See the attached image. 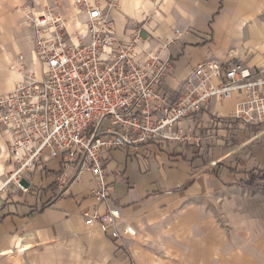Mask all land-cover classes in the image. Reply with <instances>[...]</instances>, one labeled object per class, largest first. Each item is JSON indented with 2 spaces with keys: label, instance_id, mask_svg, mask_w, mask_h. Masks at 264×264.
Listing matches in <instances>:
<instances>
[{
  "label": "crops",
  "instance_id": "obj_1",
  "mask_svg": "<svg viewBox=\"0 0 264 264\" xmlns=\"http://www.w3.org/2000/svg\"><path fill=\"white\" fill-rule=\"evenodd\" d=\"M80 1L0 0V97L31 73L41 78L25 25L28 10L71 11L66 19L73 31ZM104 11L115 47L128 45L141 28L137 60L161 53L170 61L160 85L169 100L209 59L264 67V0H119ZM241 101L233 94L182 120L190 142L102 154L107 205L120 210L119 228L135 230L118 242L85 224L86 214L106 211L90 195L92 172L61 194L55 177L64 166L45 153L27 176L26 192H0V264H264V179L245 184L248 172L264 171V126L228 120ZM10 141L0 126V185L13 169Z\"/></svg>",
  "mask_w": 264,
  "mask_h": 264
},
{
  "label": "built area",
  "instance_id": "obj_2",
  "mask_svg": "<svg viewBox=\"0 0 264 264\" xmlns=\"http://www.w3.org/2000/svg\"><path fill=\"white\" fill-rule=\"evenodd\" d=\"M118 2H77L73 31L67 29L71 11L28 10L25 25L32 32L41 78L31 73L0 97V126L11 138L8 156L13 160L0 192H26L27 176L45 153L50 159L60 158L64 166L55 177L61 194L80 174L91 171L95 188L90 195L106 211L86 214L85 224L96 225L114 242L135 236V230L129 225L119 228L120 210L107 205L110 185L102 154L113 150L136 154L147 144L190 142L191 135L180 122L233 94L242 101L228 120L244 127L264 126V67L209 59L169 100L160 85L171 70L170 61H162L161 53L144 61L136 58L141 28H135L128 45L114 46L113 23L104 9L116 8Z\"/></svg>",
  "mask_w": 264,
  "mask_h": 264
},
{
  "label": "trees",
  "instance_id": "obj_3",
  "mask_svg": "<svg viewBox=\"0 0 264 264\" xmlns=\"http://www.w3.org/2000/svg\"><path fill=\"white\" fill-rule=\"evenodd\" d=\"M264 179V171L263 173L258 172L257 174H254L252 171L248 172L247 174V180H246V186H252L255 181L257 180H263Z\"/></svg>",
  "mask_w": 264,
  "mask_h": 264
}]
</instances>
